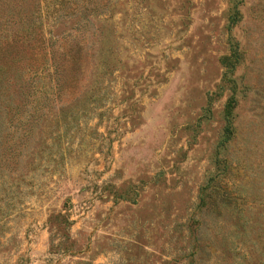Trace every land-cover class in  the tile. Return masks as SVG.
<instances>
[{
    "label": "rangeland",
    "instance_id": "374dc122",
    "mask_svg": "<svg viewBox=\"0 0 264 264\" xmlns=\"http://www.w3.org/2000/svg\"><path fill=\"white\" fill-rule=\"evenodd\" d=\"M0 264H264V0H0Z\"/></svg>",
    "mask_w": 264,
    "mask_h": 264
},
{
    "label": "trees",
    "instance_id": "16d2710c",
    "mask_svg": "<svg viewBox=\"0 0 264 264\" xmlns=\"http://www.w3.org/2000/svg\"><path fill=\"white\" fill-rule=\"evenodd\" d=\"M31 5L28 6V8L30 7ZM34 7L29 11V14L30 15H33V11H34ZM36 11V9H35ZM17 15H19L20 17H22V15L20 14V8L18 11H13V10H9L5 13V16L4 18L6 19L7 22L9 23H12V22H16V19H17ZM25 15H27V13H25ZM15 56V55H14ZM50 59H51V54H50ZM50 61V60H49Z\"/></svg>",
    "mask_w": 264,
    "mask_h": 264
}]
</instances>
